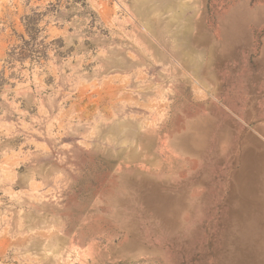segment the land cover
<instances>
[{"label": "rangeland", "instance_id": "obj_1", "mask_svg": "<svg viewBox=\"0 0 264 264\" xmlns=\"http://www.w3.org/2000/svg\"><path fill=\"white\" fill-rule=\"evenodd\" d=\"M253 103L264 0H0V264H241Z\"/></svg>", "mask_w": 264, "mask_h": 264}, {"label": "crops", "instance_id": "obj_2", "mask_svg": "<svg viewBox=\"0 0 264 264\" xmlns=\"http://www.w3.org/2000/svg\"><path fill=\"white\" fill-rule=\"evenodd\" d=\"M261 112L257 103L245 110L252 128L243 130L247 135L241 146V264L253 260L255 264H264L255 255L258 245L264 248V122ZM248 231L250 237L246 236Z\"/></svg>", "mask_w": 264, "mask_h": 264}, {"label": "trees", "instance_id": "obj_3", "mask_svg": "<svg viewBox=\"0 0 264 264\" xmlns=\"http://www.w3.org/2000/svg\"><path fill=\"white\" fill-rule=\"evenodd\" d=\"M55 6V5H54ZM52 6V7H54ZM45 14H41V13H36V11L31 10V13L28 14L27 16L23 17L22 21L23 24L27 30V33H29V35L31 33H34V36L31 37V41L30 42H35L36 41V34H38L39 30H35V26L36 24H38V22L41 20V18L44 16ZM31 36V35H30ZM28 46V44H27ZM24 52V50L22 51Z\"/></svg>", "mask_w": 264, "mask_h": 264}, {"label": "bare ground", "instance_id": "obj_4", "mask_svg": "<svg viewBox=\"0 0 264 264\" xmlns=\"http://www.w3.org/2000/svg\"><path fill=\"white\" fill-rule=\"evenodd\" d=\"M261 246L258 245L256 250V256L258 261L261 260L264 263V248H260Z\"/></svg>", "mask_w": 264, "mask_h": 264}]
</instances>
